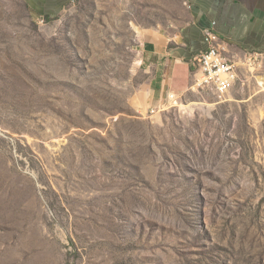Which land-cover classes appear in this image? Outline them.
Segmentation results:
<instances>
[{
  "label": "rangeland",
  "instance_id": "1",
  "mask_svg": "<svg viewBox=\"0 0 264 264\" xmlns=\"http://www.w3.org/2000/svg\"><path fill=\"white\" fill-rule=\"evenodd\" d=\"M125 23L0 27V264H264L263 66L145 108Z\"/></svg>",
  "mask_w": 264,
  "mask_h": 264
},
{
  "label": "crops",
  "instance_id": "2",
  "mask_svg": "<svg viewBox=\"0 0 264 264\" xmlns=\"http://www.w3.org/2000/svg\"><path fill=\"white\" fill-rule=\"evenodd\" d=\"M76 1L0 0V27H18L20 5L32 19L45 21ZM105 1L108 12L122 13L147 75L145 108L161 106L168 92L182 98L193 91L189 62L207 48L205 30L213 23L226 54L236 62L248 54H264V0Z\"/></svg>",
  "mask_w": 264,
  "mask_h": 264
},
{
  "label": "built area",
  "instance_id": "3",
  "mask_svg": "<svg viewBox=\"0 0 264 264\" xmlns=\"http://www.w3.org/2000/svg\"><path fill=\"white\" fill-rule=\"evenodd\" d=\"M205 40L207 48L189 62L193 80L190 87L193 91L204 89L224 97L239 78V64L249 68L264 64V54L258 52L246 55L241 63L228 56L215 29V23L205 30ZM179 99L181 98L176 93L168 92L164 103L170 105L171 101L176 103Z\"/></svg>",
  "mask_w": 264,
  "mask_h": 264
}]
</instances>
